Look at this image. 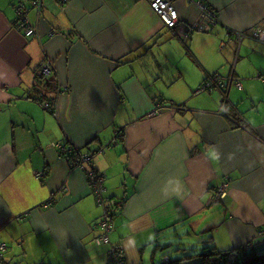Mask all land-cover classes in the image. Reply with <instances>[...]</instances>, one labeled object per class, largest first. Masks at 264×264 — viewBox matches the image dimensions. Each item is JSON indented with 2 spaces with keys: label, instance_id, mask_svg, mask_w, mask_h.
Returning a JSON list of instances; mask_svg holds the SVG:
<instances>
[{
  "label": "crops",
  "instance_id": "0c3cea01",
  "mask_svg": "<svg viewBox=\"0 0 264 264\" xmlns=\"http://www.w3.org/2000/svg\"><path fill=\"white\" fill-rule=\"evenodd\" d=\"M24 1L0 0V264H109L111 250L95 241L103 209L94 170L105 197L124 201L110 241L127 264L160 261L163 240L201 214L213 216L217 245L264 252V44L249 37L264 28V0H168L180 16L171 30L148 0H69L63 9L45 0L29 20L33 38L19 27ZM202 6L216 26L185 43ZM46 59L50 82L37 75ZM231 74L242 88L230 86L227 116L221 93L200 89ZM116 132L94 170L54 147H97ZM226 179L228 196L215 204Z\"/></svg>",
  "mask_w": 264,
  "mask_h": 264
},
{
  "label": "built area",
  "instance_id": "2783aa9c",
  "mask_svg": "<svg viewBox=\"0 0 264 264\" xmlns=\"http://www.w3.org/2000/svg\"><path fill=\"white\" fill-rule=\"evenodd\" d=\"M68 1L69 0H58L57 2L60 6H64ZM148 2L151 6V9L159 16V18L162 20V22L169 30L175 29L178 26L180 22V16L174 5V2L168 0H148ZM28 5H31L34 8L40 10L43 6V0H26L21 4L20 8H18V13H19L18 21L19 20L23 21V17L24 20L27 21L25 23L20 22L19 27L24 29L23 31L26 38H33L37 36V29L35 26L29 23L30 19L26 15ZM202 8L204 9V12L200 11V18H199L200 20L192 25L186 26L184 39L180 37V39H182L183 42L187 43V41L190 39V37H192V35H194V33L207 31L216 24V17L205 12L206 11L205 7L202 6ZM242 37L245 36L242 35ZM249 37L257 42L264 44V28L262 27L256 28L253 34ZM52 64L53 62L50 59H46V61L43 62L42 65L37 69V72L44 75L45 77L50 76L53 68ZM234 84L238 89L242 88V83L239 80H235L233 75L230 77L228 82H223L220 75H212L208 80V84L207 83L204 84L200 90L219 89L222 92L223 100H224L225 98H227V92L229 90V87ZM41 104L46 111L52 114H57L58 104L55 98H51V99L46 98L41 101ZM169 106L170 108H175L174 103L170 104ZM163 108H164L163 101L159 100L156 103V107L154 108L152 115L159 114ZM181 108L184 109L185 107H179L178 110H182ZM225 108H226V101L223 104V112H225ZM118 143L119 142L116 132L115 138L112 142V145L110 146V149H113L112 147L113 146L115 147L116 145H118ZM54 147L58 150L60 154V158L68 161L70 164L73 162L77 167L83 169L84 166L83 162L86 161L88 162L87 163L88 165H91V170H94L95 166L93 165L94 163L91 157L89 158L87 155H82V156L79 155L77 158H75V160L73 159L76 153L75 147L68 146L62 142L55 143ZM43 175H44L43 172H39L35 174V177L40 179L43 177ZM89 180L94 190V194L97 199L98 206H100L103 209V216L101 220L97 223V225H95V228L101 229V234L96 239V242L98 245H109L111 247L109 264H127L125 260V253L122 247L118 245L115 246L110 243L109 236L110 233L113 231L112 224L110 223L112 210L109 208V204H106L104 201L103 176L102 178H100L97 172L94 170L89 174ZM229 188H230V180L226 179L216 189L214 201L221 202L222 200H224L228 196ZM53 202H54L53 200L48 201L46 204H44L43 207L45 209H49L52 206ZM116 205L118 207V210H122L124 203L121 201L118 202ZM6 249H7L6 244H0V256L4 251H6Z\"/></svg>",
  "mask_w": 264,
  "mask_h": 264
},
{
  "label": "trees",
  "instance_id": "16d2710c",
  "mask_svg": "<svg viewBox=\"0 0 264 264\" xmlns=\"http://www.w3.org/2000/svg\"><path fill=\"white\" fill-rule=\"evenodd\" d=\"M119 63L124 64L128 62L127 60L122 59L119 61ZM77 157L78 156L75 154L73 159L75 160V158ZM72 165L74 166L75 163H73ZM97 174L99 175L100 178H102L99 172H97ZM103 179H104V192H105L106 191L105 177H103ZM104 192H103L104 201L106 204H109V208L112 210L110 223L112 224L113 231L110 233V236H109L111 237V235H113L114 232L116 231L115 219L119 217L118 214L122 210H118V207L116 205L118 203L116 202L117 200L106 198L104 195ZM121 201L124 203L123 200ZM101 218L97 221V223L101 220ZM188 225H191V223H189ZM216 227L217 226L212 225L211 223V224H208L206 226V229L203 230L201 233H196V232L191 231L192 234L200 236V242H201L200 245H202V248H201L202 253H199L198 255L184 256L181 260L174 261L169 256L166 255V252H167L166 249L168 248V246L166 244H161L157 247L159 251L161 252V259L160 261L158 260V262L154 264H264V252L256 251L255 248L252 247L250 243L244 244L239 247H234L232 244L227 242V240H224L225 244L223 246L217 245L215 242V235L213 233ZM187 228L189 227L184 226L180 228V230L184 231ZM98 230L101 231L100 228H98ZM205 232H212V234L210 233L211 235L204 236ZM110 243L115 246L117 245L120 246L119 243L113 244L111 241ZM196 256H199L198 258H200L201 263H199L196 259H194V257ZM260 260H262V262H260Z\"/></svg>",
  "mask_w": 264,
  "mask_h": 264
},
{
  "label": "rangeland",
  "instance_id": "374dc122",
  "mask_svg": "<svg viewBox=\"0 0 264 264\" xmlns=\"http://www.w3.org/2000/svg\"><path fill=\"white\" fill-rule=\"evenodd\" d=\"M96 144L97 143H93L91 146L94 147ZM99 155L101 157L104 154L101 153ZM214 203L219 204L220 202L214 201ZM209 211L210 210H206V212H209ZM218 212L219 213L222 212L220 206H218V208L216 210V214ZM201 216L204 218L196 221L195 225H189V228H187L184 231H176V232L172 233L171 235L167 236L163 240V242L168 246V248L166 249L167 250L166 255L169 256L172 260H174V261L181 260L184 256L198 255L199 253H202V250H201L202 245H200V243H201L200 242V236L192 234V232L201 233L203 230H205L206 226L208 225L207 223L210 220H212L213 216L209 215L206 217L205 214L204 215L201 214ZM210 233L212 234V232H205L204 236L211 235ZM106 247L111 250V247L109 245H107ZM198 257L199 256H196V257H194V259H196L199 263H201L200 258H198ZM252 258H254V257H252ZM145 259L149 260L150 254H147L145 256ZM260 262H262V260H260Z\"/></svg>",
  "mask_w": 264,
  "mask_h": 264
},
{
  "label": "water",
  "instance_id": "95a60500",
  "mask_svg": "<svg viewBox=\"0 0 264 264\" xmlns=\"http://www.w3.org/2000/svg\"><path fill=\"white\" fill-rule=\"evenodd\" d=\"M56 1V0H55ZM44 3H45V0H43V6H42V8L40 9V10H38V9H36V8H34L33 6H31V5H28L27 6V17L30 19L31 18V15H33V13L36 15L37 14V16H38V18H41L42 17V13H43V11H44ZM56 4L60 7V8H64V6H60L59 4H58V2L56 1ZM199 18H200V15H199ZM198 18V19H199ZM216 26V24L214 25V26H212L209 30H207V31H203V32H197L196 34H204V33H208V32H210L214 27ZM193 36V35H192ZM42 64H40L39 66H38V68L41 66ZM37 75L38 76H41V78H43V79H45V80H47V81H50V78H48V77H45L44 75H42V74H40V73H38L37 72ZM233 74H231L229 77H227V78H223L222 76H220L221 77V79L223 80V82H228L229 81V79H230V77L232 76ZM215 90V89H214ZM216 90H218L220 93H221V96H222V104H224V102L226 101V110L228 109L227 108V106H228V104H230V87H229V90H228V92H227V98H225L224 100H223V95H222V92L219 90V89H216ZM224 114H226L227 116L229 115L227 112H225ZM114 138H115V136L107 143V144H105L104 142H102V140H98V142H99V145L97 146V147H93V146H91L92 144H89L86 148H76V155L77 156H82V155H87L89 158L91 157V159L93 160V163H94V158L96 157V156H98L99 154H101V153H104V150H106V149H110V146L112 145V142H113V140H114ZM113 149H115V147L113 146L112 147ZM88 162H86V161H84L83 162V164H87ZM94 165V164H93ZM95 166V165H94ZM87 169V168H86Z\"/></svg>",
  "mask_w": 264,
  "mask_h": 264
},
{
  "label": "clouds",
  "instance_id": "9594fccd",
  "mask_svg": "<svg viewBox=\"0 0 264 264\" xmlns=\"http://www.w3.org/2000/svg\"><path fill=\"white\" fill-rule=\"evenodd\" d=\"M60 156V155H59ZM71 165H72V163H71ZM73 166V165H72ZM76 165H74L73 167H75ZM98 172V171H97ZM36 173H38V172H36ZM39 180V179H38ZM91 184V183H90ZM125 260H126V258H125ZM127 263V262H126Z\"/></svg>",
  "mask_w": 264,
  "mask_h": 264
}]
</instances>
